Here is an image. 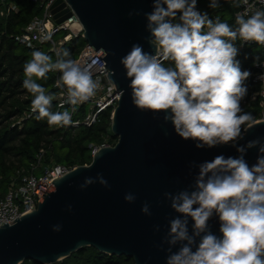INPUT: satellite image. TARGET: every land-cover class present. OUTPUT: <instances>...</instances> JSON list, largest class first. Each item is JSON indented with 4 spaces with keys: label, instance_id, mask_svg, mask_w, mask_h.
<instances>
[{
    "label": "clouds",
    "instance_id": "clouds-1",
    "mask_svg": "<svg viewBox=\"0 0 264 264\" xmlns=\"http://www.w3.org/2000/svg\"><path fill=\"white\" fill-rule=\"evenodd\" d=\"M197 5L198 0H152V10L144 15L154 51L136 42L121 57L134 105L163 113L175 133L191 139L197 148L231 145L238 153L193 161L191 167L198 168L193 182L164 193L177 215L170 218L159 247L168 245L166 264H264V137L239 143L255 126V118L242 107L252 73L242 69L236 44L238 38L264 44V8L237 14L233 25L219 16L213 19ZM208 7H220V0H209ZM57 56L54 61L51 55L33 50L24 64L23 87L33 94L31 110L36 119L46 117L49 125L68 126L74 123L72 113L52 110L56 94L38 78L46 80L49 72L59 70L56 84L67 92L62 104L71 105L93 97L99 82L87 67L70 58L68 50ZM258 78L264 79V73ZM252 148L258 152L256 162L249 164L246 154ZM97 179L110 187L98 173L96 178L85 177L80 188ZM124 198L134 202L136 196L129 192ZM142 212L152 215L147 202ZM213 218L218 219V232L210 225ZM53 229L59 232L62 225ZM155 230L159 232L160 226Z\"/></svg>",
    "mask_w": 264,
    "mask_h": 264
},
{
    "label": "water",
    "instance_id": "water-1",
    "mask_svg": "<svg viewBox=\"0 0 264 264\" xmlns=\"http://www.w3.org/2000/svg\"><path fill=\"white\" fill-rule=\"evenodd\" d=\"M51 9L57 24L71 18L81 24L82 38L109 70V80L120 93L111 114L117 142L97 147L90 164L75 166L49 181L51 185L36 209L0 226V264L27 260L55 264L83 247H94L110 256H128L135 264H166L168 245L163 249L159 245L170 218L177 213L164 193L179 191L193 182L198 171L191 167L193 161L238 153L231 145L197 148L191 139L175 133L163 113L141 110L132 102L130 78L121 57L136 42L146 51H154L147 39L150 33L144 15L152 10V0H57ZM257 137H264V118L255 120V126L239 143ZM257 152V148L248 150L249 164L256 162ZM98 173L110 187L97 179L80 188L85 177L96 178ZM129 192L136 196L134 202L125 200ZM145 202L151 216L142 212ZM68 205H72L71 211ZM56 224L62 225L59 232L53 229ZM210 225L218 232L217 218Z\"/></svg>",
    "mask_w": 264,
    "mask_h": 264
},
{
    "label": "trees",
    "instance_id": "trees-1",
    "mask_svg": "<svg viewBox=\"0 0 264 264\" xmlns=\"http://www.w3.org/2000/svg\"><path fill=\"white\" fill-rule=\"evenodd\" d=\"M18 8L17 13L8 17H0V190L4 194L19 173H30L37 161V155L44 150L43 165L55 164L75 167L90 164L93 150L104 145H114L117 137L111 130L112 110L100 114L97 122L91 126L81 125L73 127L49 125L47 118L36 119V113L30 119L24 120L22 127L13 125L22 114L31 108L33 94L23 87L26 78L24 64L31 58L32 51L22 45L17 39L24 28L35 16L42 14V8L32 0H8ZM240 0H220V7L209 8V0H198L197 7L207 11L213 19L219 16L229 24H235L236 12ZM67 32L56 36L60 38ZM87 42L81 37H74L61 48L66 49L70 58L77 59ZM237 46L240 52L242 69H250L252 75L248 78V95L244 98L247 104H242L245 111L253 113L255 120L260 117V107L252 101V94L258 87L252 82L255 73V64L264 61V46L242 45L238 38ZM51 45L46 46L45 53L52 56L55 61L59 57L49 51ZM68 58V57H66ZM255 60V64H254ZM61 73H59L60 77ZM57 73L51 71L48 78H38L37 82L44 85L49 92L57 96L55 81ZM56 96L52 102V110L58 111ZM63 108L59 111H63ZM86 108H76L74 119H82ZM22 264H40L27 260ZM55 264H135L133 258L128 256H110L99 252L94 247H83L70 257Z\"/></svg>",
    "mask_w": 264,
    "mask_h": 264
},
{
    "label": "built area",
    "instance_id": "built-area-1",
    "mask_svg": "<svg viewBox=\"0 0 264 264\" xmlns=\"http://www.w3.org/2000/svg\"><path fill=\"white\" fill-rule=\"evenodd\" d=\"M56 1L32 0L33 3L38 4L42 8V14L35 16L24 28L23 33L17 38L22 45L32 52L37 49L45 52L44 49L50 44L51 48L49 51L54 52L57 56V52L61 53V48L64 44L68 43L74 37H82L83 27L76 19L71 18L62 24L56 23L51 9ZM256 8H264V4L259 3V0H247V3L245 0H240L236 15L239 13H247L250 15ZM17 12L18 8L15 4L10 3L8 0H0V17H8L10 14ZM62 32H67V34L57 39L56 36ZM48 36L50 38L46 39L45 37ZM241 42L243 46H264V44H259L255 41L241 40ZM76 60L91 71L93 78L99 82V87L96 94L85 102L76 105L69 103L62 104V101L67 99L66 87L60 88L57 86L56 81L59 79L60 72L59 70H55L57 79L54 86L58 90L56 96L58 111L66 108L72 113L74 123L65 127H73L75 129L81 125L91 126L95 124L102 112L107 110L113 111L120 98V93L113 88L109 80L107 75L108 68L100 59L99 53L92 46L86 44ZM255 70L252 82L258 87V91L252 94L251 100L258 103L260 107L259 119H261L264 118V79L258 78V75L264 73V61L257 62L255 64ZM242 104H247V100L244 99ZM82 107L86 108L84 117L82 119H74L76 108ZM31 108L25 111L13 125L22 127L23 121L30 119L34 114ZM95 150L96 148L93 151ZM44 153L45 151L41 150L37 155V161L33 165L30 173H19L4 194H1L0 190V226L4 225V222L10 224V221L15 220L22 214L36 209L41 196H43L51 185L49 181L56 177H61L73 169V167L62 164L45 167L43 165ZM41 169L42 175L36 176V172Z\"/></svg>",
    "mask_w": 264,
    "mask_h": 264
},
{
    "label": "rangeland",
    "instance_id": "rangeland-1",
    "mask_svg": "<svg viewBox=\"0 0 264 264\" xmlns=\"http://www.w3.org/2000/svg\"><path fill=\"white\" fill-rule=\"evenodd\" d=\"M42 175V169L41 170H38L37 172H36V176H41Z\"/></svg>",
    "mask_w": 264,
    "mask_h": 264
}]
</instances>
